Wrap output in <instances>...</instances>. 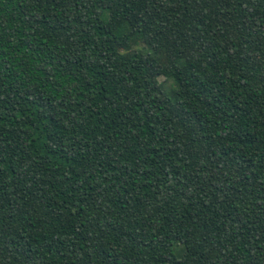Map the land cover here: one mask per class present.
<instances>
[{
    "label": "trees",
    "instance_id": "trees-1",
    "mask_svg": "<svg viewBox=\"0 0 264 264\" xmlns=\"http://www.w3.org/2000/svg\"><path fill=\"white\" fill-rule=\"evenodd\" d=\"M0 264H264V0H0Z\"/></svg>",
    "mask_w": 264,
    "mask_h": 264
},
{
    "label": "rangeland",
    "instance_id": "rangeland-1",
    "mask_svg": "<svg viewBox=\"0 0 264 264\" xmlns=\"http://www.w3.org/2000/svg\"><path fill=\"white\" fill-rule=\"evenodd\" d=\"M115 3L114 4H118V2L117 1H114Z\"/></svg>",
    "mask_w": 264,
    "mask_h": 264
}]
</instances>
